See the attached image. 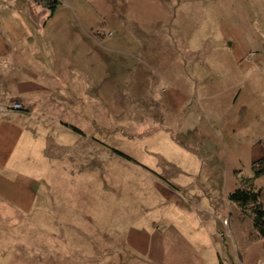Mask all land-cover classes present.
Masks as SVG:
<instances>
[{
	"label": "crops",
	"instance_id": "obj_1",
	"mask_svg": "<svg viewBox=\"0 0 264 264\" xmlns=\"http://www.w3.org/2000/svg\"><path fill=\"white\" fill-rule=\"evenodd\" d=\"M193 4L57 0L51 12L45 0H0V104L23 107L0 112V146L17 147L28 138L41 144L42 153L51 146L79 156L80 139L87 133L119 138L122 151L102 145L142 166L149 153L158 156L155 170L189 173L188 180L172 179L174 186L156 183V192L167 204L177 195L185 199L177 205L184 215L207 213L197 232L209 231L208 219L223 216L224 249L232 264H264V238L256 237L250 223L242 225L236 205L231 210L224 204L241 179L252 175V162L264 156V54L243 62V46L226 56L229 68L220 71L237 80L221 81L213 93L193 99V49L177 47L179 27L188 45L194 40V19H206L205 9ZM217 8L214 16L219 17ZM98 29L112 34L97 36ZM234 35H242L238 25ZM137 143L139 150H134ZM254 186L264 209V174ZM126 240L138 243L129 235ZM156 244L169 253L170 263L199 259V244L176 227L159 234ZM77 246L92 251L98 244L89 240Z\"/></svg>",
	"mask_w": 264,
	"mask_h": 264
},
{
	"label": "rangeland",
	"instance_id": "obj_2",
	"mask_svg": "<svg viewBox=\"0 0 264 264\" xmlns=\"http://www.w3.org/2000/svg\"><path fill=\"white\" fill-rule=\"evenodd\" d=\"M193 5L205 9L206 19H194L190 27L194 40L188 45L182 42L179 27L177 47L181 52L193 49L191 97L200 99L221 81L237 80L220 71L229 68L226 56L243 46V62L264 54V0H194ZM216 8L219 17L214 16ZM237 25L240 39L234 35ZM207 67L212 69L199 74ZM28 140L21 138L13 148L0 146V264H174L156 244L157 236L172 227L199 244L195 264H232L224 249L223 216L208 219L210 230L200 233L197 228L207 213L184 215L177 207L181 196L167 204L157 194L156 183L170 187L172 179H190L185 170H155L158 156L146 153L142 166L102 145L110 143L122 151L125 146L119 138L96 139L87 133L80 139L79 156L63 155L51 146L42 153L41 144ZM222 204L216 202V207ZM127 235L138 243L127 241ZM89 240L98 244L96 250L77 246Z\"/></svg>",
	"mask_w": 264,
	"mask_h": 264
},
{
	"label": "trees",
	"instance_id": "obj_3",
	"mask_svg": "<svg viewBox=\"0 0 264 264\" xmlns=\"http://www.w3.org/2000/svg\"><path fill=\"white\" fill-rule=\"evenodd\" d=\"M56 3L57 0H45V5L51 12ZM114 152L120 157L129 158L117 150ZM251 170L252 175L241 179V187L230 192L227 200L230 209L236 205L241 210L242 225L246 226L245 224L250 223L256 237L264 238V209L260 202V191L254 186V180L264 174V156L252 162Z\"/></svg>",
	"mask_w": 264,
	"mask_h": 264
},
{
	"label": "built area",
	"instance_id": "obj_4",
	"mask_svg": "<svg viewBox=\"0 0 264 264\" xmlns=\"http://www.w3.org/2000/svg\"><path fill=\"white\" fill-rule=\"evenodd\" d=\"M95 34L98 35V36H110L112 34V32L109 31V30L98 29V30H96ZM251 56H252V54H250V56H247L246 58L248 59ZM9 108L12 109V110H20L23 107L18 102H12L8 106H4V105L0 104V112L4 111L6 109H9Z\"/></svg>",
	"mask_w": 264,
	"mask_h": 264
}]
</instances>
